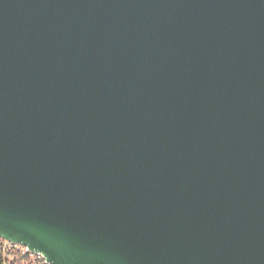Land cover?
<instances>
[{
	"label": "water",
	"instance_id": "obj_1",
	"mask_svg": "<svg viewBox=\"0 0 264 264\" xmlns=\"http://www.w3.org/2000/svg\"><path fill=\"white\" fill-rule=\"evenodd\" d=\"M0 238L264 264V0H0Z\"/></svg>",
	"mask_w": 264,
	"mask_h": 264
},
{
	"label": "built area",
	"instance_id": "obj_2",
	"mask_svg": "<svg viewBox=\"0 0 264 264\" xmlns=\"http://www.w3.org/2000/svg\"><path fill=\"white\" fill-rule=\"evenodd\" d=\"M0 264H50L39 252L28 247L0 238Z\"/></svg>",
	"mask_w": 264,
	"mask_h": 264
}]
</instances>
